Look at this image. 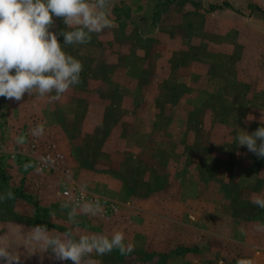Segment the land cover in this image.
<instances>
[{"label":"rangeland","instance_id":"rangeland-1","mask_svg":"<svg viewBox=\"0 0 264 264\" xmlns=\"http://www.w3.org/2000/svg\"><path fill=\"white\" fill-rule=\"evenodd\" d=\"M106 11L111 28L63 50L87 75L95 61L128 63L132 70L167 63L165 77L151 66L140 73L141 85L155 84L150 121H142L147 132L136 129L132 115L113 110L103 125L123 119L120 139L79 138L81 100H72L67 112L42 102L39 115L32 114L37 119L27 110L28 123L15 128L28 94L19 102L0 97V195L14 194L0 201V235L16 233L15 225L109 237L122 231L133 251L93 254L99 264H236L241 258L264 264V232L255 230L264 224V209L250 202L264 192V159L235 140L241 129L251 134L260 127L264 112V0H110ZM54 20L52 31L67 30ZM86 77L81 72L83 90ZM249 114L256 120L245 123ZM37 123L45 129L40 139L30 132ZM145 139L150 144L139 152ZM44 155L62 159L44 167ZM79 193L99 200L103 211L91 216L77 209L73 224L68 214ZM18 251L20 264H72Z\"/></svg>","mask_w":264,"mask_h":264},{"label":"clouds","instance_id":"clouds-1","mask_svg":"<svg viewBox=\"0 0 264 264\" xmlns=\"http://www.w3.org/2000/svg\"><path fill=\"white\" fill-rule=\"evenodd\" d=\"M109 4L110 0H0V97L19 102L28 94L59 100L80 83L83 64L66 53L62 45L90 43L92 34L111 28L113 21L106 11ZM54 17L61 19L67 30L52 31ZM59 36L63 37V44ZM255 120L251 114L245 117V123ZM259 123L261 126L251 134L243 129L235 133V140L237 147H246L258 159H264V112H261ZM30 132L34 137H41L45 129L37 125ZM16 142L23 144V135L16 137ZM13 198L10 191L0 195V201ZM250 202L264 209V192L253 193ZM77 209L91 216L103 211L99 200L78 202L68 214L70 223H76ZM15 227L16 233L0 235L3 264H20V247L28 257L39 254L43 260V254L49 253L57 261H71L72 264H99L93 254L101 257L118 250L121 255H127L134 248L133 244L125 243L122 231H114L109 237L49 230L47 225H36L26 231L22 225ZM255 230L264 232V224H257ZM236 264L254 262L241 258Z\"/></svg>","mask_w":264,"mask_h":264},{"label":"crops","instance_id":"crops-1","mask_svg":"<svg viewBox=\"0 0 264 264\" xmlns=\"http://www.w3.org/2000/svg\"><path fill=\"white\" fill-rule=\"evenodd\" d=\"M102 65H108V67L104 70V68H100ZM148 66L154 69V74L158 73L159 76L165 77L167 63H144L133 70L128 63H98L96 61L95 63H90L88 66L89 73H94L93 76L95 77H92L91 74L87 75V73L82 71L83 76H89L86 77L85 90L81 88L82 83H78L59 100L40 99L27 95V100L30 102L26 103L22 109L20 119L14 122L15 128L19 125L20 127L23 126L25 120L28 119L27 116L26 118L24 117L25 111L27 110H29V116L32 119H37V116L43 109L41 106L42 102H46L50 111L67 112L69 111L72 100H81L84 102L85 107L79 130V138L82 135L95 139L100 137L120 139L122 136V127L124 126L123 119L118 117L117 121L107 126V128L103 125L104 117L110 115V112L112 113L113 110L115 113H122L120 114L122 117L123 115L125 117L132 115L135 119L139 120L138 124L133 123L136 129H139L143 133L147 132L146 128H144L145 124L142 121L143 119L148 120V123L150 121L153 99L155 98L152 92V86H155V84L151 80H148L146 85H141L140 73H142L141 70L143 68H147ZM92 78L95 79L91 80ZM33 113L38 115L33 117ZM26 123H28V120ZM121 123L122 126L120 125ZM9 130L11 131V128ZM131 133L135 132L132 131ZM147 137L148 141L150 133ZM74 138L75 142L77 136ZM147 141L145 139L142 142V146L138 150L139 152L150 144ZM129 147L140 146L132 144Z\"/></svg>","mask_w":264,"mask_h":264},{"label":"built area","instance_id":"built-area-1","mask_svg":"<svg viewBox=\"0 0 264 264\" xmlns=\"http://www.w3.org/2000/svg\"><path fill=\"white\" fill-rule=\"evenodd\" d=\"M61 159H62L61 155H54L52 157H50L49 155H44L43 157H41L39 163H41L42 166L44 167H53V165L60 162ZM67 194L68 192H63V195H67ZM73 200L75 204L78 202L96 201L94 197H87L81 193L76 194Z\"/></svg>","mask_w":264,"mask_h":264}]
</instances>
